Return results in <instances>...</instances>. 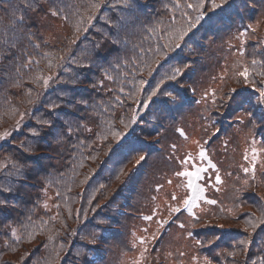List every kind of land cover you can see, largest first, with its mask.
Here are the masks:
<instances>
[{
	"label": "trees",
	"instance_id": "trees-1",
	"mask_svg": "<svg viewBox=\"0 0 264 264\" xmlns=\"http://www.w3.org/2000/svg\"><path fill=\"white\" fill-rule=\"evenodd\" d=\"M97 2L98 8L91 7ZM130 2L131 8L126 0H30L29 8L14 0V15L23 16L24 24L17 25L22 31L11 49L19 61L10 65L7 53L0 60V136L11 133L0 139V264H129L130 256L136 264H167L175 254L170 242L180 234L174 230L166 239L169 229L185 223L193 241L187 256L174 257L180 264H207L205 257L211 264H264V104L258 100L264 87V0H229L188 33L182 50L162 60L159 52L188 27L199 0ZM12 23V14L0 8V32ZM230 53L234 59L227 63ZM29 56L31 65L20 67ZM149 66L155 69L151 75ZM173 68L180 75L149 101ZM225 68L228 76H222ZM244 68L247 81L239 75ZM49 75L55 82L47 89L33 79ZM76 75L77 82L68 83ZM134 112L138 122L126 128ZM113 131L125 137L117 142ZM229 139L260 155L255 162L244 155L241 164L224 165L207 213L197 201L190 213L184 206L171 220L144 219L155 217L165 192L174 196L181 187L184 200L193 196L189 177L178 173L204 168L199 160L210 161L208 147L220 155ZM178 140L196 149L197 162L175 153ZM202 148L206 158L199 155ZM140 155L146 159L137 164ZM191 179L205 187L213 182L208 176ZM130 203L139 210H130ZM177 205L167 206L168 213Z\"/></svg>",
	"mask_w": 264,
	"mask_h": 264
},
{
	"label": "snow or ice",
	"instance_id": "snow-or-ice-1",
	"mask_svg": "<svg viewBox=\"0 0 264 264\" xmlns=\"http://www.w3.org/2000/svg\"><path fill=\"white\" fill-rule=\"evenodd\" d=\"M23 3L27 4V6L30 8L31 7V3L30 0H22ZM229 3V0H199L198 4L195 6L196 9L198 10V14L194 17V19L190 20L189 25L186 29L179 31L178 33H176L172 39L169 41L168 44L164 45V48L167 49V51H161L159 52V56L162 59H164L165 57H167L169 55L170 51H173L174 49H181L182 50V44L181 42L185 40V37L188 35L189 32H191L193 29H195L197 27V25H199L201 23L202 20L205 19V17L208 15L209 12H215L218 9H222L223 6L225 4ZM100 6V4L97 3H93L91 5V7L93 8H98ZM126 6L131 8V2L130 0H126ZM189 8H192L193 5L189 4L188 5ZM0 8H3L4 11L6 12H10V14H12L13 16V23L10 24L7 29L4 32H0V60H3L5 57V53H7L8 55L12 56V59L9 60V64H13L14 62H18L20 57L19 55H12L11 53V49L16 47V43L20 38V32L22 31L21 28H18L17 25H23L24 24V17L20 16L19 18H16L14 15V11L15 10H19L18 5H16L14 3V0H0ZM53 15H56L57 12L53 11L52 12ZM92 17H89V22H91ZM27 35L31 36V33H26ZM243 35V33H242ZM37 47H39V45H37ZM22 55H27L26 52L22 51L21 52ZM32 63V58L29 56L28 59L26 60V62L23 65H20V67H28L30 66ZM51 65V61L49 62ZM156 64H160V60H156L155 61ZM253 64H255V60L252 61ZM155 69L151 68L149 66V75L152 74V72ZM2 71V70H0ZM17 72H19V67H17ZM181 70L179 68H173L171 70V74L169 73H164L163 77L156 83L155 88L151 91V93L148 95V100L151 101L154 97H156L158 95V93L160 92L161 89V85H163L165 83V81L168 80H176L177 76L180 75ZM3 75H7V73H3ZM240 76H243L245 78V80L247 81L248 78V69L244 68L243 71L239 72ZM78 75L74 76L72 79H70L68 81V83H72L75 84L78 80ZM34 81L36 83H42V87L47 89L50 87V83L55 82V77L52 75L49 76H45V77H41V76H36L33 78ZM101 83H103V81H101ZM141 85H143L145 83V81L141 80ZM31 91V90H29ZM121 91H123V89H121ZM235 89H232L231 92H235ZM259 92V103L260 104H264V87L258 89ZM164 95H168L171 96V93H163ZM66 95V93H62L61 96ZM226 95H228L226 93ZM174 99V97H173ZM229 99H231V96H229ZM86 103V102H85ZM221 103H223V101H221ZM213 104H216V100H215V93H213ZM145 108L147 107V105H143ZM58 107V105L53 102L51 104H49V108L51 109H56ZM25 115V113H20L21 116V120L23 119V116ZM248 116H252L251 112L247 113ZM142 119V117H141ZM138 122V115L136 112L133 113V115L131 116V120L125 125L126 128L131 127L132 124H135ZM39 123L41 125H46V124H50L51 121L49 120H41L39 121ZM21 124V121H17L15 127L19 128ZM219 131V130H217ZM71 132V129L69 128V133ZM182 132V130H181ZM33 135H36V133L33 131L32 133ZM183 134V133H182ZM11 133L9 132H4L2 136H0V139H3L5 137L10 136ZM215 135V133H214ZM112 136L114 137V139L119 142L123 137H125V132H121V131H113L112 132ZM176 146L173 145V148H175ZM255 148H253V153H255ZM109 152H111V148H109ZM201 158H206V154L205 151L203 150V148L201 149L200 153H199ZM146 159L145 155H140L138 160L136 161L137 164H139L140 162L144 161ZM245 159H248L247 156H245ZM209 164H211V161H209ZM14 167L16 168V171L19 173L20 171V167L17 165H14ZM212 167H215V165H212ZM245 173L249 172L248 168H244L243 169ZM95 171V170H93ZM204 169L203 168H199L197 169L195 172H180L178 173V175L180 176H187L189 177L188 180V187L192 188L194 191V195L188 197L187 199H185L183 201V204L186 208H188V211L191 212L192 208L194 206H196V202L200 199H202V196L200 194H202L204 192V189L199 185V184H194L193 180L191 179L192 177H196L199 178V175L201 172H203ZM252 172H253V176L255 174V164H253L252 166ZM220 176L217 175L216 176V181L220 182ZM245 184L248 183V181L244 182ZM173 199H175V197H173ZM3 201H0V204H2ZM207 203L210 204H215L216 201L215 200H209L207 201ZM172 212H179L180 209L179 208H172L171 209ZM193 215H195V213H193ZM53 219H55V217H53ZM144 219L146 220H151L152 217L151 216H146L144 217ZM262 223H264V221H261ZM168 223L167 220L161 221V224H166ZM253 228L256 227V225H252ZM181 227H184V225H181ZM189 235H191V233L189 232ZM152 239H155V236L152 237ZM92 243H95V239L93 238V240L91 241ZM143 242V240L141 241ZM197 244H200V241L196 242ZM211 243V241L209 242ZM241 244L244 243V241L240 242ZM229 255H234V253H230ZM193 259H196V257H193ZM205 261H207V264H211L210 261H208V258L205 257Z\"/></svg>",
	"mask_w": 264,
	"mask_h": 264
},
{
	"label": "rangeland",
	"instance_id": "rangeland-1",
	"mask_svg": "<svg viewBox=\"0 0 264 264\" xmlns=\"http://www.w3.org/2000/svg\"><path fill=\"white\" fill-rule=\"evenodd\" d=\"M52 28H54V31L56 32V27L53 26ZM53 31V32H54ZM52 32V31H51ZM48 36L51 35L50 31L46 33ZM233 55L232 53L228 54L226 56V62L227 63H230L233 61ZM227 68H229L227 66ZM229 70V69H228ZM226 68L225 70H223V75L222 76H228L229 73L227 72L228 71ZM222 76H219V78H222ZM186 141V140H185ZM175 153L178 154L179 157H181V159H183V156L186 155L187 158H185L184 161L186 162H189V161H195L197 162L198 160H196V149L195 150H190V147L188 144H186V142H182L181 140H178V141H175ZM226 149L220 151V155H216L214 152H213V148L212 146H209L208 147V152H207V157L209 158L210 156V161H211V164H209V159H206V161H203L202 160H199V164H205L204 168L205 171L204 172H201V175H199V177H201V181L204 180V178L206 176L210 177L213 179V182L212 184L207 187H205L204 183L201 184V187H203L204 189V192L201 194L202 196V199L206 200V201H202V200H198V204L202 205V206H205L207 207L206 211L204 213H207L208 211V208L209 206L211 207V204L210 203H207V201L211 200V197L210 195H214L215 193L212 191L210 192L211 188L213 186H217V189L220 188L221 186V183H222V180H223V172H225L224 170V165L227 164L228 166H231L232 163H239L241 164V160L240 158L243 157L244 155H247V157L249 158V160H251L252 162H255L256 159L259 157V151L256 150L255 153H253V148H249L246 145H243V146H240L239 143L237 142V140H233V139H229L227 142H226V145H225ZM190 158H189V157ZM212 165H215V167H212ZM231 168V167H230ZM195 172V171H194ZM241 171H240V175H241ZM219 175L220 176V182H217L216 181V176ZM242 176V175H241ZM244 178H246L245 176H242ZM196 178V177H195ZM208 188V189H207ZM176 191H175V195L173 196V194L171 195L169 192H165V195L168 196L165 200L163 201H160L157 205H156V212L153 214V216H155L154 218L152 219H155L156 218V215L159 217L160 215L161 216H166L168 220H171L173 219V216L179 212H181L182 210H184V204H183V201H184V196H185V191L183 190V188L181 187H176ZM207 190V191H206ZM220 193V192H219ZM173 197H175V199H173ZM177 202L178 205L176 208H179L180 211L179 212H173V214H169L168 213V207L173 203V202ZM134 202V201H133ZM136 202V201H135ZM130 207L132 209L130 210H134V211H138L139 210V206H133L132 203L129 204ZM168 206V207H167ZM48 207V206H47ZM172 208V207H170ZM144 210V213L150 211L149 208L147 207H144L143 208ZM131 212V211H130ZM190 213V212H188ZM168 214V215H167ZM179 218V217H178ZM206 219V218H205ZM181 221H184L182 217H180ZM185 223V221H184ZM173 226H179L177 229H174ZM146 229H150L149 225L147 224L146 226ZM172 227V228H171ZM169 229V233L168 235L166 236V239L170 238L171 236V233L174 231V230H178L179 231V235L175 238V241H173L172 239V242H170L172 245L169 246L168 249L172 250L175 252L174 256L171 258H169L167 264H180V262L176 261V260H173L175 256H179L181 257L182 259L187 256L188 252L191 250V247L192 245L190 244L192 241H193V238H191V236L189 235V232L188 233H184V230H186L188 227L186 226V223L184 225V227H181L180 225H177V224H174L172 225ZM183 231V232H182ZM182 233V234H181ZM142 241V239H141ZM167 241V240H166ZM166 241L164 244H166ZM169 242V241H168ZM177 243H180L181 245L179 246V249H176L174 247V244H177ZM143 244H137L136 246H134V249H135V253L137 254V252L139 251L140 247L142 246ZM142 249V248H141ZM172 254V253H171ZM119 256V255H117ZM110 259V258H109ZM129 261L130 263L129 264H136V258H132L131 256L129 257ZM107 263V260H103L101 262H98L97 264H106ZM155 264H160V263H155Z\"/></svg>",
	"mask_w": 264,
	"mask_h": 264
}]
</instances>
